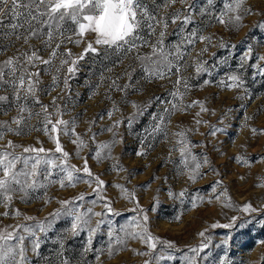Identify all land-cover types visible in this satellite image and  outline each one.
<instances>
[{"label":"snow or ice","instance_id":"obj_1","mask_svg":"<svg viewBox=\"0 0 264 264\" xmlns=\"http://www.w3.org/2000/svg\"><path fill=\"white\" fill-rule=\"evenodd\" d=\"M177 2L184 7L171 13L167 12V9ZM206 3L211 6L213 0H206ZM243 3L244 0H224L223 9L218 15L211 12L209 7L201 6L199 15L202 17L207 15L210 21L215 20L221 25L239 28L242 20L241 11L251 14V9H244ZM152 4L154 7L150 6L146 0H0V39H8L10 42L21 41L22 45L26 46L24 51L17 49L16 54L0 61V92L4 93L0 94V113L7 115L8 110L15 108V115L10 120L0 121V140H4L8 133L19 136L32 131H42L55 145L54 150L45 149L42 146H25L13 140L0 145V205L8 209L17 195L24 201L32 193L41 189L44 190L42 197L44 203L48 204L52 198L48 196L47 189L52 185L68 188L75 187L81 182L88 184L89 187L95 184L92 192L87 194L95 196L90 201H86L85 193L70 199H61L57 201L59 208L49 213L44 219L25 215L23 217L25 223L16 224L11 227V230H0V264H31L29 253L32 256L39 255L43 238L61 219L69 220L70 224L57 239L58 264H71L65 255L66 242L79 237L82 233H86L83 247L85 253L93 251V241L98 235H106L109 256L123 250L129 239L138 240L147 249L136 252L139 256L148 257L143 264H163L165 261L177 259L180 264H200L202 253L209 249L212 238L206 235L208 230L205 229L198 233L201 242L197 246L188 247L186 252L177 257L175 253L181 252V249L173 241L154 235L150 229L148 213L156 211L155 205L145 209L139 205L138 200L136 206L131 209L136 215L125 223L114 224L111 217L119 216L120 213L115 211L111 201L102 194L105 190V181L91 171L88 159L80 156L81 151L88 146V141L76 132L75 118L63 119L64 111L58 103L63 93L70 92V81L80 72V63L87 56L109 60L114 67L122 65L123 59L131 56L135 67L129 64L115 78L106 77L102 72L100 81L109 80L108 92L121 93L127 102L126 97L130 92L141 91L139 86L141 81L136 79L138 71L141 74V80L148 83L153 80L170 79L172 75H175L176 79L172 81L173 90L169 92L172 99L165 101L159 97L155 98L158 103L168 106L163 107L159 113L152 114V123L144 130V138L139 141L141 149L135 155L143 157L147 154V147L152 146L145 147L148 138L154 139L163 135L167 139L166 124L170 123V116L176 112H185L199 103L193 101L185 105L177 102L178 100L182 102L183 97L192 87L189 78L182 74L183 70L194 67L196 76L210 74L208 62L205 60L197 58L192 65L183 62L187 54L185 46H194L197 41L208 44L211 43L212 38L202 35L198 28L186 31L195 20L197 0H164L163 15L160 14L161 6L156 5L155 0H152ZM169 24L176 26L172 34L179 37L174 44L166 43ZM259 27L264 28V24H260ZM153 37L155 39H152ZM33 41H37L38 45ZM69 44L83 47L78 54H74L72 49L67 47ZM8 46L11 44L2 50L6 51ZM219 47L223 48L227 45L220 43ZM142 48H148L149 51L141 54ZM43 52H47V57L42 55ZM205 52H207L206 47L197 53V57ZM251 54L252 48L249 47L240 59L241 69L247 64ZM113 56L115 59L111 60ZM258 61L264 62V55H260ZM252 67L257 68L258 74L264 75V66L260 63ZM105 71L111 73L113 68L106 67ZM42 73L45 75L52 73L51 84L44 88L41 87ZM121 80L125 82L121 84ZM226 80L230 83L225 81L221 83L228 89H239L244 85L243 78L238 73L229 74ZM61 83L63 87L60 93L52 96L49 104L42 103L40 93L50 95V92L55 91ZM209 83L207 79L203 81L204 85ZM108 92H106V99H111ZM37 105L38 111L35 110ZM150 106V103L141 106L133 102L134 111L131 114L113 120L111 126L102 127L99 132H92V124H90L89 140L95 144L94 153L90 151L92 158L97 163L112 159V149L124 142V137L116 130L121 125H126L131 131L138 118L144 116ZM118 111L120 108L113 102L112 109L107 113L108 118L111 120L114 113ZM200 111H207V109L201 104ZM196 115L199 116L200 113ZM33 118H36L40 127L30 123ZM250 118L246 117V119ZM202 122L207 123L200 119L195 120L197 125ZM104 131L111 133L112 139L97 142L96 137ZM191 131L193 129H181L173 133L177 139L173 147L169 149V157L165 162H173L171 153L179 152L177 174L186 176L188 182L194 183L205 175L201 171L203 167L208 166L213 172L215 169L211 168V162L206 155L193 154L192 148L196 145L189 140L188 133ZM219 131L222 129L213 128L210 134L215 136ZM252 131L255 134L257 130L252 129ZM61 135L69 137L71 143L76 146L75 156L84 160L82 167L69 164L71 154L62 147ZM118 136L119 139H117ZM235 159L237 162H245L241 157ZM113 169L127 171L119 163L113 165ZM216 174L219 175V173ZM221 184L220 180L214 183L212 195H215L217 200L223 196L228 201L224 203V207H234L226 190L216 193V188ZM115 187L120 189L123 198L136 200L134 192L129 193L122 185H115ZM187 196V188L178 193L168 191V198L179 200L181 204ZM203 200L202 196H194L191 197L190 202L192 207H196L198 201L203 202ZM86 202L91 206L85 207ZM98 203H101L104 211H93ZM238 210L245 214L259 211L250 203L239 206ZM2 215L7 216L9 213L5 211ZM14 215L19 217L21 213L16 210ZM174 219L179 221L180 216L177 215ZM237 219L238 217L233 216L229 224L214 223L210 227L230 228ZM96 251L100 253L103 250ZM96 259L99 261L100 256L97 255Z\"/></svg>","mask_w":264,"mask_h":264},{"label":"rangeland","instance_id":"obj_2","mask_svg":"<svg viewBox=\"0 0 264 264\" xmlns=\"http://www.w3.org/2000/svg\"><path fill=\"white\" fill-rule=\"evenodd\" d=\"M146 2L154 7L152 0H146ZM155 4L161 6L160 14L163 15L164 0H155ZM197 5L195 20L186 31L198 28L202 35L210 36L212 39L208 44L197 41L194 46H185L187 54L183 62L192 65L197 58L205 60L208 62L210 74L196 76L194 67L183 70L182 74L189 78L192 87L183 97L182 102L179 100L177 102L185 105L193 101L199 103L185 112L172 114L170 123L166 124L167 139L163 135L154 139L148 138L145 147L152 146L147 147L145 156L135 155L141 149L139 141L144 138V130L152 123V114L159 113L163 107L168 106L158 103L155 98L159 97L165 101L172 99L169 92L173 90L172 81L176 79L175 75H172L170 79L153 80L148 83L141 80V74L138 71L136 79L141 81L139 85L141 91L130 92L125 102L121 93L108 92L107 85L110 81L101 82L100 75L103 72L106 77L115 78L129 64L135 67L132 57L124 58L122 65L114 67L109 60L89 55L81 61L80 72L70 81V92L63 93L58 103L64 111L63 119L75 118L76 132L88 141V146L81 151L80 156L86 157L91 171L105 181V190L102 194L111 201L115 211L120 213L119 216L111 217L114 224L125 223L136 215L131 209L136 206L138 200L139 205L145 209L155 205L156 211L148 213L150 229L154 235L173 241L181 249V252L175 253L177 257L186 252L188 247L197 246L201 242L198 233L207 229L206 235L211 236L212 242L209 249L202 253L200 264H264V223H262L264 222V159H262L264 158V75L258 74L257 68L252 67L257 63L264 66V62L258 61V57L264 55V28L259 27L260 24H264V0H244L243 8L251 9V14L241 11L242 20L239 28L221 25L215 20L210 21L207 15L203 17L199 15L201 6L209 7L211 12L218 15L223 9L224 0H213L211 6L207 5L206 0H197ZM183 7L177 2L168 8L167 12L171 13ZM175 28L176 26L169 24L166 43L174 44L179 39L178 35L172 34ZM145 36H147L146 33ZM33 43L38 45L37 41ZM220 43L226 44L227 47H219ZM10 44L6 51L2 50ZM233 45L235 47H232ZM25 47L21 41L10 42L8 39H0V61L16 54L17 49L24 51ZM67 47L71 48L74 54H78L83 46L69 44ZM205 47L207 52L197 57V53ZM249 47L252 48L251 57L241 69L240 59ZM148 51V48L140 50L141 54ZM42 55L47 57V52H43ZM110 59L114 60L115 57ZM106 67L113 68V71L106 72ZM233 73H238L243 78L242 88L228 89L221 83V81L230 83L226 77ZM51 75L52 73L46 75L42 73V88L51 84ZM205 79L210 81L208 85L203 84ZM124 82V80L120 81L121 84ZM62 87L61 83L55 91L50 92V95L41 92L42 103L49 104L51 97L60 93ZM106 92L111 99H106ZM0 94L4 93L0 92ZM113 102L120 111L115 112L110 120L107 113L112 109ZM133 102L141 106L150 103L151 106L144 116L138 118L131 131L126 125H121L116 130L124 137V142L112 149V159L97 163L90 155V151L92 153L95 151V144L89 140L91 135L88 132L89 125L92 124V132H99L102 127L111 126L113 120L127 117L134 111ZM201 104L207 111H200ZM35 110H39L38 105ZM198 112L199 116L196 115ZM14 115L15 108L8 110L7 115L0 113V121L10 120ZM246 117L251 118L246 119ZM196 119L207 123L202 122L197 125ZM30 123L40 127L36 118H33ZM213 128L222 129V131L212 136L210 133ZM181 129H193L188 133L189 140L196 145L192 148L193 154L206 155L211 162V168L215 169L213 172L208 166L203 167L201 171L205 175L194 183L188 182L186 176L177 174L179 152L171 153L173 162H165L169 157V149L173 147L177 139L173 133ZM252 129L257 130L255 134ZM111 139L112 134L107 131L101 132L96 137L97 142H106ZM8 140L25 146H42L45 149L54 150L55 147L42 131H32L19 136L8 133L4 140H0V145ZM60 141L64 150L71 154L69 164L82 167L84 160L75 156L76 146L71 143L69 137L61 135ZM236 157H241L245 162H237ZM117 163L127 171L114 170L113 165ZM218 180L222 181V184L216 188V193L226 190L234 207H224V203L228 201L223 196L217 200L215 195H212V187ZM115 185H122L129 193L134 192L136 200L123 198L120 189ZM92 187H95V184ZM92 187L83 182L68 188L52 185L47 189L48 196L52 198L48 204H45L42 198L43 189L32 193L24 201L17 195L8 209L0 205V230H11L12 226L25 223L23 219L25 215L44 219L49 213L59 208L57 201L61 199H70L85 193L86 201H90L95 198L94 195H87L92 192ZM184 188H187L188 196L185 197L183 204L179 200L168 198L169 190L178 193ZM194 196L204 197L203 202L198 201L196 207H192L190 202L191 197ZM101 203H98L93 211H104ZM245 203H250L259 211L248 214L239 211V206ZM88 206L91 205L86 202L85 207ZM16 210H19L21 216L14 215ZM5 211H8L9 215H2ZM177 215L180 216L179 221L174 219ZM233 216L238 219L230 228L210 227L214 223L229 224ZM69 224L70 221L67 219L58 220L54 224L53 229L42 240L39 255L32 256L29 253L31 264H58L57 239L69 227ZM85 239L86 233H82L79 237L66 242L65 255L71 264H143V261L148 259L147 256L136 254L137 251L147 250L138 240L129 239L123 250L109 256L106 235H98L93 241V251L87 253L83 252ZM97 249L103 251L98 253ZM97 255L100 256L99 261L96 259ZM163 264H180V261L179 259L165 261Z\"/></svg>","mask_w":264,"mask_h":264}]
</instances>
